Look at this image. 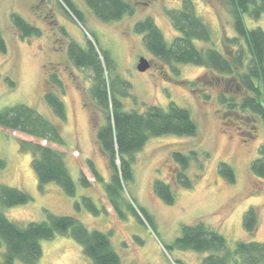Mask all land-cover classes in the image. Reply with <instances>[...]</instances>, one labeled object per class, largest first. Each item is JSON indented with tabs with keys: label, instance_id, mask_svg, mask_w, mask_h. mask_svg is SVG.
<instances>
[{
	"label": "rangeland",
	"instance_id": "1",
	"mask_svg": "<svg viewBox=\"0 0 264 264\" xmlns=\"http://www.w3.org/2000/svg\"><path fill=\"white\" fill-rule=\"evenodd\" d=\"M74 1L84 14L83 21L68 14L59 0H0V25L8 42L7 52H0V109L23 103L56 119L44 99L46 91H56L65 101L67 118L60 122L66 144L54 146L64 151L77 185L75 196L67 195L56 183L41 188L32 165V152L23 150L19 143L20 139L35 141L34 138L0 127V157L7 163L0 171V183L24 189L33 197L25 204L4 206L3 212L20 225L47 220L49 213L75 215L90 229L110 234L123 264H176L177 258L187 264H201L207 253L176 247L166 249L182 234L184 225L199 220L224 234L232 249L241 240H264V178L251 169L252 161L260 156L264 146L263 120L251 113L230 112L218 97L220 91H225L224 79L221 82L219 79L216 85L217 76L204 66L166 63L147 49L143 35L134 28L138 20L150 16L172 42L179 32L169 11L182 7L185 0H129L136 6V15L113 22L97 18L84 0ZM190 1L212 31V42L202 44H215L225 50L224 38L236 35L229 2ZM12 12L39 26L41 36L22 38L11 20ZM253 22L264 25V17ZM88 38L100 54L102 49L109 52L114 60V72L132 84V96L123 99L127 109L144 110L152 104L167 108L170 102H175L188 108L197 122L196 136L153 137L135 154L134 180L125 184V194L128 201L150 213L153 225L144 218L139 220L131 211L126 212L125 219L119 218L89 167L87 160L92 159L109 180L112 169L96 140V128L104 122V114L89 92L90 71L76 67L67 52L71 40L86 45ZM142 57L151 65L146 71L137 67ZM52 73L58 74L63 86L48 80ZM193 82L197 83L196 87H192ZM177 150L197 153L203 164L202 168L194 159L187 170L196 181L191 188L179 186L175 180L179 165L173 152ZM221 162L234 168L233 182L220 173ZM82 172L91 183L89 187L81 182ZM157 178L172 184L176 194L174 203L167 204L155 194L153 184ZM83 196L91 197L105 212L96 215L86 207L78 210L75 203ZM250 206L259 210V228L254 235L245 230L243 223ZM42 247V264L91 262L83 246L70 235L43 239Z\"/></svg>",
	"mask_w": 264,
	"mask_h": 264
},
{
	"label": "trees",
	"instance_id": "2",
	"mask_svg": "<svg viewBox=\"0 0 264 264\" xmlns=\"http://www.w3.org/2000/svg\"><path fill=\"white\" fill-rule=\"evenodd\" d=\"M93 13L104 22H113L124 17L136 15V6L129 0H84ZM231 6L236 35L224 38L225 50L212 42V31L203 18L197 14L195 4L185 0L182 7L169 11L174 26L179 34L169 42L160 27L150 16L134 24L135 31L143 35L147 49L168 64L183 63L204 66L216 77L217 85L224 79L225 91L218 93L219 101L233 113H251L264 122V25L252 24L264 17V0H227ZM68 14L79 21L84 14L74 0H59ZM13 25L22 38L41 36V28L22 14L11 13ZM8 42L0 25V52L6 53ZM100 54L95 43L87 39L82 45L71 40L68 56L78 68L90 71V94L104 114V122L96 128V140L101 151L108 157L112 169L109 180L88 159L89 167L117 212L119 218L125 219L126 212L131 211L139 220L143 218L153 225L150 213L136 203L128 201L125 184L134 180L135 154L141 151L147 142L157 136L177 135L196 136L198 125L192 112L175 102L167 108L149 105L144 110L127 109L123 99L132 96V84L115 71L114 60L107 50ZM103 55V59L101 57ZM2 73L0 72V78ZM12 85L15 82L5 77ZM57 86H63L61 78L52 73L48 79ZM197 83L193 82L192 87ZM208 94L206 97H209ZM238 96V97H237ZM240 97V98H239ZM45 102L50 107L53 117L45 116L36 108L17 103L0 109V127L30 135L35 141L20 139V147L32 152V165L37 174L39 186L44 188L49 183H56L69 196L77 194V185L65 160L64 151L54 144L65 146L63 128L60 122L67 118L65 101L54 90L44 94ZM261 154L254 159L251 169L257 176L264 178V146ZM179 165L175 180L179 186L191 188L195 182L187 173L192 161L198 160L197 153L173 152ZM203 168V164L199 161ZM7 163L0 157V171ZM220 173L228 180H235V170L227 162H221ZM81 182L85 187L91 185L82 172ZM155 194L167 204L176 200L172 184L161 178L154 180ZM33 199L26 190L16 186L0 183V264H42V240L53 239L58 234L70 235L79 242L87 256L89 264H123L121 255L114 248L108 232L90 229L77 216L70 214L49 213L48 219L30 221L20 225L11 220L4 212V206L25 204ZM75 207H86L99 215L105 208L97 206L93 199L83 196L76 201ZM259 210L250 206L244 214V228L254 235L259 228ZM190 249L207 253L201 264H264V240H241L231 248L228 239L217 229L207 225L203 220L183 226L182 234L177 237L170 248ZM176 264H187L175 259ZM169 264H174L170 262Z\"/></svg>",
	"mask_w": 264,
	"mask_h": 264
},
{
	"label": "water",
	"instance_id": "3",
	"mask_svg": "<svg viewBox=\"0 0 264 264\" xmlns=\"http://www.w3.org/2000/svg\"><path fill=\"white\" fill-rule=\"evenodd\" d=\"M150 62L145 57L140 58V61L138 63V70L139 71H146L150 68Z\"/></svg>",
	"mask_w": 264,
	"mask_h": 264
}]
</instances>
